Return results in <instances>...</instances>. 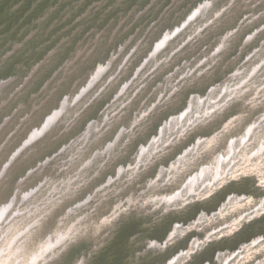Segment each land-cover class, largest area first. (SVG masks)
I'll list each match as a JSON object with an SVG mask.
<instances>
[{
  "label": "rangeland",
  "instance_id": "rangeland-1",
  "mask_svg": "<svg viewBox=\"0 0 264 264\" xmlns=\"http://www.w3.org/2000/svg\"><path fill=\"white\" fill-rule=\"evenodd\" d=\"M77 262L264 264V0H0V264Z\"/></svg>",
  "mask_w": 264,
  "mask_h": 264
},
{
  "label": "clouds",
  "instance_id": "clouds-1",
  "mask_svg": "<svg viewBox=\"0 0 264 264\" xmlns=\"http://www.w3.org/2000/svg\"><path fill=\"white\" fill-rule=\"evenodd\" d=\"M231 33H229L230 35ZM219 50V49H218ZM109 59H111V53H109ZM178 110V109H177ZM172 114V109L171 106H169V108L167 110H164L161 112L160 117L150 126V128L147 130V132L143 135V136H139L136 141L134 142V144L132 145L131 148V152L130 155L134 154L137 150L140 144H142L143 142L146 141V139L151 138L153 135H155L159 129V126L164 122L165 119L168 118V116H170ZM139 123V120H134L132 121L133 126H135L136 124ZM219 123L217 122L215 125H210L207 128H202V129H198L196 130L194 133H192L190 140L188 141L193 142L195 139L199 138L202 135H210L212 134L216 128L219 127ZM121 132H126L128 134H131V129H125V128H121L120 129ZM180 149H177V152H179ZM167 162V161H166ZM148 176H145L144 179H148ZM231 196V195H230ZM229 197V196H228ZM190 205V204H189ZM186 207V206H185ZM183 207V208H185ZM183 208H168V207H164L163 208V212L164 213H168L169 211H173V210H179V209H183ZM193 210H196V214L192 217V221H195L197 219L198 216L201 215L202 212L204 211H200L198 208H194V209H190V212H192ZM191 221V222H192ZM173 230V228H172ZM171 230V232H172ZM170 232V233H171ZM169 233V234H170ZM168 234V236H169ZM157 243V241L153 240L151 241V243L148 245L149 247H151L153 244ZM78 264V262H77Z\"/></svg>",
  "mask_w": 264,
  "mask_h": 264
}]
</instances>
